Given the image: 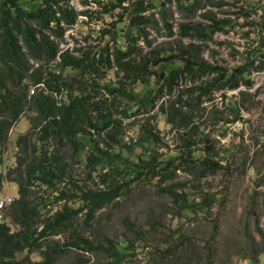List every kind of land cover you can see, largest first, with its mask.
<instances>
[{"label":"trees","instance_id":"16d2710c","mask_svg":"<svg viewBox=\"0 0 264 264\" xmlns=\"http://www.w3.org/2000/svg\"><path fill=\"white\" fill-rule=\"evenodd\" d=\"M69 1L0 0V145L7 142L10 129L30 108L35 112L29 118L33 133L31 136L30 132L19 135L16 142L22 150H28L30 145L32 149L28 150L29 153L21 152L22 156L19 155L15 165L11 166L10 171L15 172L17 178L11 177L9 170L6 173L9 180L19 184L20 193L27 194L30 185L58 191L57 183L65 178L72 187L75 186L68 174L70 162L65 161L62 145L71 148V155L76 157H70L72 161H79L81 154H85L86 166L91 173L99 167L97 176L100 181L94 188L79 187V193L70 189L60 190L55 200L63 202L61 207L46 216L40 212L46 201L42 197H39L41 203L24 199L25 196L11 203L8 215L20 228L11 232L9 226L0 224V264H18L14 260L15 253L26 247L29 251L40 250L47 255L44 262L38 264H51L49 255L59 256L70 249L81 253L100 252L108 258L106 264H120L126 260L128 249L122 242L104 237L95 243L80 234L73 224L77 215L84 211L83 223L89 226L99 210L119 204L117 199L128 189V184L141 177H157L158 182L172 179L174 167L178 165L191 171L195 179L224 169L225 165L220 163L215 150L208 144L202 156L195 158L192 155V146L197 140L192 138L194 126L191 115L202 101L210 100L215 94L224 97V91L228 89H236L240 85L252 87L250 74L264 71V4H260V0H207L212 5L227 4L235 10L225 11L226 15L219 18L207 11L202 14L205 23L180 25V37L200 41L218 32L228 33L236 24L253 26L255 30L244 33L246 36L249 33L254 35L249 48L239 53L235 63L228 65L206 61L201 56V45L194 42H177L172 52L168 53L161 52L159 48L141 53L135 40L141 33H146L144 26L157 25L153 10L172 33L165 8V3L171 0H159V4L154 0H107L103 11L112 8L127 10L126 30H132L135 36L128 31L123 33L116 29L112 33L104 28L101 43L94 44L88 41L89 34L78 32L84 44L75 41L71 49H61L59 43L65 42V32L77 23L79 14ZM174 1L184 14L192 15L199 8L198 0ZM90 13L94 14V11L87 9L81 12L83 15ZM253 14L258 15L257 21L251 18ZM118 35L122 36L123 44L117 43ZM112 40L113 45L110 46ZM145 42L148 43V40ZM113 67L122 72V79L117 82H111L106 77ZM66 69L79 72L82 79L72 81L65 75ZM179 79L200 80V83L182 88L177 96L170 98ZM39 83L43 84L41 88L37 86ZM33 86L34 92L30 94ZM239 92L241 95L246 93ZM183 93L188 94V99L183 98ZM123 100L146 111L157 105L171 127L186 128V137L181 136L183 150L177 156L179 163L174 165L175 158L165 163L158 162L155 150L149 158L137 152L138 148L149 150L152 144L161 141L148 121L138 120L140 137L133 143H122L117 138L123 128L122 119L135 113L131 111L128 114V108L122 107ZM102 132L106 139L100 137ZM33 135L38 138L39 144L32 140ZM100 141L105 148L99 146ZM114 145H117V150L113 149ZM103 168L106 170L100 172ZM130 172H135V178L123 180L124 174L129 175ZM3 177L0 172V179ZM188 182L178 181L162 189L172 196L181 210L203 211L213 198L206 194L202 204L194 202L190 198L193 190ZM76 197L81 204L74 207L70 201ZM134 231L141 235L138 230ZM64 232H69L64 242L52 238ZM259 234L264 239V234ZM172 251L171 247L166 248L163 256ZM249 259L250 264H254L255 255ZM76 263L79 264L80 260Z\"/></svg>","mask_w":264,"mask_h":264},{"label":"rangeland","instance_id":"374dc122","mask_svg":"<svg viewBox=\"0 0 264 264\" xmlns=\"http://www.w3.org/2000/svg\"><path fill=\"white\" fill-rule=\"evenodd\" d=\"M220 1L233 2L234 0ZM106 2L107 0L72 1V6L76 10L79 11L83 7L94 11V14L90 13L78 25H73L72 29L66 30L64 47L75 41L73 38L76 31L89 34L88 41L94 44L101 43L103 39L101 31L104 28H108L112 33L116 29L123 33L128 31L135 36L132 30H126L127 10L112 8L103 11ZM154 3L159 4V0H154ZM197 3L199 8L192 15L178 10L174 0L165 3L167 22L172 33L164 26L160 15L153 10L157 25L144 26L146 33H141L138 40H135L141 53H147L152 48H159L161 52L168 53L172 52L177 42L184 44L194 42L201 45V56L206 61L222 65L235 63L240 56L239 53H244L249 48L251 37L254 36L252 33L248 36L244 33L255 28L251 25L236 24L228 33L218 32L202 41L180 37L178 32L182 23H205L206 20L202 14L207 11H211L219 18L226 15L225 11L235 10L230 5H212L207 0H198ZM127 4L123 3V5ZM260 4H264V0H260ZM229 16L235 17L234 14ZM251 18L255 21L259 19L257 14H253ZM239 20L242 21V19ZM120 37L122 36L118 35L117 43L123 44V39ZM146 39L148 43L145 42ZM81 41L83 39L79 42ZM109 45H113V40L109 42ZM117 70L116 67L111 68L107 72V79L111 82L122 79V72ZM65 75L74 82L82 79L79 72L71 69H66ZM250 79L253 82L252 87L246 88L240 85L236 89H228L224 91V97L215 94L210 100L202 101L191 115L194 126L192 138L197 140L192 146V151L194 150L192 155L202 156L203 149L208 144L215 150L220 163L225 165L224 169L195 179L191 171H186L183 166L178 165L174 167L175 175L172 179L161 182H158L157 177L136 179L128 184V189L117 199L119 204L99 210L91 225H84V211L79 213L73 223L79 233L94 240L95 243H99L104 237L122 242V245L127 247L129 255L120 264H250L249 258L252 255H255L254 264H264V239L259 234L260 232L264 234V71L252 72ZM199 83L200 80L179 79L176 89L169 97L174 98L182 88ZM240 90L246 93L241 95ZM183 94V98L188 99V94ZM195 95L196 93L193 97ZM161 101L162 99L158 104ZM122 102H125L122 107L128 108V114H131V111L135 113L122 119L123 128L116 135L117 138L122 143H133L140 137L138 120L148 121L153 125L154 131L159 134L161 141L152 144L149 150L144 151V148H138L137 152H142L143 157L149 158L155 150L158 162L165 163L175 158L174 165L179 163L177 156L183 150L181 136L186 137L184 131L186 128L171 127L166 122L165 114L157 105L146 111L141 106L127 104L125 100ZM183 108L187 109V107ZM34 114L32 109H26L24 115L10 129L7 142L0 145L2 158L0 172L6 170L11 172L9 168L15 165V159L17 160L19 155L22 156L20 153L25 151L29 153L32 149L30 145L29 151L22 150L16 141L19 135L30 132L31 136L33 131L31 132L29 118ZM100 137L106 139L105 133L102 132ZM32 140L36 144L40 142L35 135ZM99 146L105 148L102 141ZM117 148V145L113 146V149L117 150ZM61 151L65 161L70 162L68 174L75 186L72 187L70 181L65 178L57 183L56 194L60 190L69 191L70 189L71 192L79 193V187L83 189L96 187L100 181L97 176L99 167L91 173L86 166L85 154H81L79 161H72L70 160L73 156L71 148L62 145ZM167 166L173 167L170 164ZM105 170L106 168H103L100 172ZM10 176L17 178L13 171ZM130 178H135V172H130L129 175L124 174L123 180ZM4 179L0 181V191L3 192V189L5 194L8 192L9 195L16 196L17 190L12 186L13 183L9 185V179L6 177ZM186 180L192 186L193 194L190 198L194 202L202 204L206 194L213 198L211 204L204 207L203 211L196 213L189 209L181 210L172 196L162 189L172 183ZM34 191L32 197L42 194L50 196L46 198L51 203L41 212L50 214L61 207L63 202L55 201V195L51 194V189L42 187ZM176 191L181 192L179 189ZM80 204L81 201L77 197L70 201V205L74 207ZM11 228L15 231L18 226L11 223ZM134 229L141 235H138ZM68 234L69 232H64L52 237L62 243ZM168 247L173 249L172 253L163 256ZM49 257L52 259L51 264H77V260H80L79 264H106L108 261V258L100 252L81 253L74 249L59 256L49 255ZM14 258L19 261V264H38L44 262L47 255L40 250L23 249L16 252Z\"/></svg>","mask_w":264,"mask_h":264},{"label":"clouds","instance_id":"9594fccd","mask_svg":"<svg viewBox=\"0 0 264 264\" xmlns=\"http://www.w3.org/2000/svg\"><path fill=\"white\" fill-rule=\"evenodd\" d=\"M72 1L73 0H70L69 1V4L72 6ZM84 3H89V2H84ZM74 8V7H73ZM75 9V8H74ZM83 9L84 10H87V9H85V8H81V9H79V11L78 10H76L79 14H78V16H77V23L75 24V25H78V23L82 20V19H85L86 17H87V15H83V14H81V12L83 11ZM82 22V21H81ZM69 29H72V28H69ZM69 29H67V30H69ZM76 32H77V34H76ZM75 33H74V40L77 42V44H78V41H80L82 38L80 37L79 38V36H77L78 35V32L79 31H76ZM75 41H72V45H73V43L75 42ZM83 42H84V40H83ZM63 43H65V42H60L59 43V47H60V44H63ZM61 48V47H60ZM30 62H33L32 60H30ZM13 130V129H12ZM11 167V166H10ZM10 169V168H9ZM7 171L8 170H6L5 172H2L3 174H4V177H6L7 178V176H6V173H7ZM4 177L2 178V179H0V181L2 182L3 180H5L4 179ZM8 179V178H7ZM4 183V182H3ZM10 183H13L12 184V186L13 187H15L16 188V190H17V194H16V196H11V195H9V193L7 192L6 194L4 193V190L2 189V191L3 192H1L0 191V224H5V225H7V226H9L10 227V231L11 232H13L14 230L11 228V223H13V224H15V225H17L16 223H14L13 221H12V219L10 218V216L8 215L9 213V206H10V204L11 203H13L14 201H16V200H18V199H20V198H23V196H25L24 197V199H27V200H32V201H34V202H37V203H41L42 201H40V199H39V197H42V198H44L46 201H45V205H44V208H46L50 203H51V201L49 200V199H47L46 197H50V196H47V194H42V195H40V196H33L32 197V195H33V193L35 192L34 190H38V189H40V188H42V187H44V188H46V189H48L46 186H42V187H36L35 188V185H30L29 187H28V193L27 194H25V195H22L21 193H20V186H19V184L16 182V181H10L9 180V185H11ZM8 185V184H7ZM54 193V195L56 196V195H58V194H56V192L53 190V189H51V194H53ZM52 196V195H51ZM55 196H54V199H55ZM37 198V199H36ZM56 201V200H55ZM57 202H61V200H57ZM43 208V209H44ZM59 209V208H58ZM42 210V209H41ZM57 210V209H56ZM55 210V211H56ZM41 212V211H40ZM42 213V216H46V215H49V214H45L44 212H41ZM51 214V213H50ZM18 226V229L20 228V226L19 225H17ZM17 229V230H18ZM17 230H15V231H17ZM54 236V235H53ZM53 238V237H52ZM56 240V239H55ZM25 249H27V247L25 248ZM14 260L16 261V262H18V264H19V261H17L15 258H14Z\"/></svg>","mask_w":264,"mask_h":264},{"label":"built area","instance_id":"2783aa9c","mask_svg":"<svg viewBox=\"0 0 264 264\" xmlns=\"http://www.w3.org/2000/svg\"><path fill=\"white\" fill-rule=\"evenodd\" d=\"M64 44L65 43L60 44L61 49H64L66 47H69L70 49L72 48V43H69L68 46L65 45L66 47L63 46ZM78 44H84V42L83 41H81V42L78 41ZM37 86H38V88H41L43 86V84L39 83V84H37ZM34 88H35V86L31 87L30 94H32L34 92Z\"/></svg>","mask_w":264,"mask_h":264}]
</instances>
